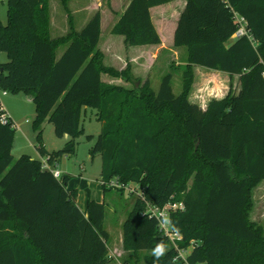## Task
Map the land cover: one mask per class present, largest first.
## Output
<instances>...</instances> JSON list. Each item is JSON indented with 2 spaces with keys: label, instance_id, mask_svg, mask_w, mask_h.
I'll return each instance as SVG.
<instances>
[{
  "label": "trees",
  "instance_id": "1",
  "mask_svg": "<svg viewBox=\"0 0 264 264\" xmlns=\"http://www.w3.org/2000/svg\"><path fill=\"white\" fill-rule=\"evenodd\" d=\"M168 1L129 0L110 32L127 45L159 43L149 9ZM184 5L172 33L173 45L186 53L178 94L170 86L171 72L154 92L147 78L132 76L129 63L121 70L103 65L98 10L79 30L67 17V32L50 37L47 0H6L0 88L30 96L35 148L51 165L74 154L83 130L80 113L95 109L100 129L89 153L100 155L97 185L103 192L111 180L137 188L121 222V248L133 257L123 263L172 264L176 250L144 210L147 204L180 200L183 208L169 215L182 235L177 246H193L189 264H264L263 228L247 212L250 190L264 179V0H185ZM235 13L245 20L247 35L228 43L237 28ZM192 65L237 75L239 87L230 86L202 108L188 98ZM102 73L132 86L106 83ZM44 120L55 136L67 137L61 148L43 147ZM14 127L10 118L0 123V264H106L111 258L103 201L87 199L84 215L75 190L66 186L67 173L55 178L41 168L40 158H14ZM157 244L166 249L164 255L139 258L138 252Z\"/></svg>",
  "mask_w": 264,
  "mask_h": 264
},
{
  "label": "rangeland",
  "instance_id": "2",
  "mask_svg": "<svg viewBox=\"0 0 264 264\" xmlns=\"http://www.w3.org/2000/svg\"><path fill=\"white\" fill-rule=\"evenodd\" d=\"M47 1L50 37H56L57 35L67 32V17L71 19V23L74 24L75 29H80L84 25V22L88 20L94 12L91 7L95 0H64V2L61 0ZM127 1L128 0H99V4L97 5L100 9H103L100 18V35L97 46L104 51V64L112 65L115 69L120 65L109 50L112 51V53L113 51H118L120 47H124V42L121 36L111 33L110 29L116 17L121 13V9L126 7L125 4ZM177 2H179V0H172L169 4H165L164 8H168L170 5L175 6ZM172 16L171 14L167 24H162L153 13L152 21L162 38L165 49L163 52L159 53L152 66L148 69H146L147 67L139 70L135 69L134 73L136 76H139V74L142 75L146 72L144 74L145 76L143 75L144 77L139 76L135 78L140 81L147 78L152 90L156 92L159 88L158 85L161 77L166 72H171L170 86L172 87L173 93L178 94L181 90V67L185 62L186 53L185 47L183 46L174 47L176 50L175 55L172 52L173 45L170 33L173 23ZM0 20L2 23L6 21V0H0ZM231 41L230 38L228 43ZM64 47V45L58 47L56 50L57 56ZM126 47L129 49V52H135L138 48L136 46ZM145 47H152L148 49H153L154 46ZM122 54H126V51H123ZM167 57L174 59L171 60L173 62L170 63ZM0 61H6L5 53L2 51H0ZM192 69L193 83H191L192 86L189 90L188 98L191 101H196L199 105L205 106L209 98L213 97V95H220L221 92L224 91V88H219L220 83L227 84L229 82L234 91L239 87L237 75L231 77L229 80L223 75L221 79L218 78L220 82L214 83L216 78L214 74L217 73L216 71L206 68L202 69L197 65L192 66ZM101 78L106 82H113L118 85H124L125 87L132 86L131 83L124 78H114L108 74H103ZM0 105L5 109L15 126L13 131L14 144L11 155L17 158L20 154H27L31 155V157L38 158L39 154H37L35 148L38 143L35 138L36 131L34 130L32 122L35 107L33 106L30 96H26L20 91L8 92L6 95L0 96ZM79 121L83 130L75 139L74 154L62 155L52 167L56 166L61 173L66 172L69 174V185L76 192L75 201L82 212H85L84 199L86 196L94 200L103 201V228L109 234L106 243L107 248L109 251L112 250V248H117L119 250L116 251V255L113 254V257L109 259L106 264H118L123 263L124 260H132L131 251L122 249L120 245L122 234L121 222L124 220L127 210L134 201L133 198L137 191L136 185L129 183L130 185L126 190H121L119 186L113 185L110 190L105 192L102 191L97 185V179L100 173V155L95 153L92 156L89 153V148L93 145L95 136L100 129V122L95 118V109H83L80 113ZM85 135H92L93 139L89 140ZM40 138L43 147L48 150L61 148L67 140V137L64 135L60 137L55 136L52 123L46 120L41 124ZM249 193V196H251V207L247 211L248 219L258 223L261 228H263L264 234V179L256 183ZM145 254H152V250L138 252L139 258Z\"/></svg>",
  "mask_w": 264,
  "mask_h": 264
},
{
  "label": "crops",
  "instance_id": "3",
  "mask_svg": "<svg viewBox=\"0 0 264 264\" xmlns=\"http://www.w3.org/2000/svg\"><path fill=\"white\" fill-rule=\"evenodd\" d=\"M129 1V0H128ZM128 1H127V3H128ZM170 1H172V0H169L168 2H166V3H162V4H157V5H153L152 7H150V9H149V14H150V19H151V22H153L152 20H153V13L155 14V16H156V18L158 19V21L159 22H161L162 24H167L169 21V18H170V15L172 14L173 16V19H172V21H173V23H172V25H171V31H170V33H171V37H172V33H173V29H174V27H175V24H176V19H177V17H178V15H179V13H180V11L183 9V7L185 6L184 4H185V0H179V2H177L176 4H175V6H173V5H170L168 8H164L165 7V4H169L170 3ZM126 3V4H127ZM99 4V0H95L93 3H92V10H94V12L95 11H100V18H101V16H102V11H103V9H100L97 5ZM125 4V5H126ZM125 8V7H124ZM123 8V9H124ZM123 9H121V11L123 10ZM93 12V13H94ZM92 13V14H93ZM91 14V15H92ZM116 19H117V17H116ZM115 19V20H116ZM87 21V20H86ZM85 21V22H86ZM84 22V23H85ZM153 25L155 26V24H154V22H153ZM155 29H156V31H157V33H158V35H159V32H158V30H157V28H156V26H155ZM77 30H79V29H77ZM122 38V37H121ZM159 38H160V42L159 43H154V44H138V45H127V44H125L124 43V47L122 48V47H120V49L118 50V51H113V53H112V51H110L109 49V52H111V54L115 57V60L116 61H118L119 62V67L118 68H116L117 70H121V69H123V67L126 65V63H129V66H130V71H131V74H132V76L133 77H139V76H143L144 74H139V76H136L135 75V69L136 70H139V69H141V68H144V67H147L146 69H148L150 66H152L153 65V63H155V60H156V58H157V56L159 55V53H161V52H163L164 51V49H165V45L163 44V42H162V38L160 37V35H159ZM234 39V37L232 36L231 37V40H233ZM123 42H124V40H123ZM172 45H173V37H172ZM121 46V45H120ZM126 46H136V47H138L137 48V50L135 51V52H129V49L126 47ZM145 46H154L153 47V49H148V48H152V47H145ZM98 47V46H97ZM174 47H176V46H174L173 45V47H172V52L174 53V55L176 54L175 53V48ZM98 49L101 51V53H102V56H103V59H102V63H103V65H105V66H107V65H109V64H104V58H105V55H104V51H102L99 47H98ZM123 51H126V54H122L123 53ZM167 60H169V62L171 63V62H173V61H171V60H174V59H170V57H167ZM175 62V61H174ZM185 63V62H184ZM174 64H176V63H174ZM109 66H112V65H109ZM192 66H195V65H192ZM112 67H114V66H112ZM115 68V67H114ZM200 68H202V67H200ZM203 68H205V67H203ZM202 68V69H203ZM206 69H209V68H206ZM211 70H213V69H211ZM213 71H216L217 73L216 74H214L215 75V80H214V83H217V82H220V80H218V78L219 79H221L222 77H223V75H225L227 78H228V80L231 78L226 72H223V71H217V70H213ZM205 73H209V72H205ZM104 73H102L101 74V77H102V75H103ZM107 75V74H106ZM109 75V74H108ZM110 76V75H109ZM145 76V75H144ZM143 76V77H144ZM233 76H236V75H233ZM232 76V77H233ZM111 77H113V76H111ZM114 78H118V77H114ZM101 80L102 81H104L102 78H101ZM104 82H106V81H104ZM107 82H109V81H107ZM106 82V83H107ZM109 83H113V82H109ZM193 83V82H192ZM113 84H115V83H113ZM118 85V84H117ZM217 85V84H216ZM122 86V85H121ZM124 86V85H123ZM214 87V86H213ZM224 88V91H222L221 92V94L220 95H213V97L214 98H217V99H219V98H221L226 92H227V90L229 89V87H230V84H229V82L227 83V84H224V83H220V86H219V88ZM202 96V95H201ZM193 102H196V101H193ZM198 104V103H197ZM199 105V104H198ZM199 106H201L202 108H204L205 106H202V105H199ZM9 116V115H8ZM9 118H10V116H9ZM10 120H11V118H10ZM13 144H14V141H13V143H12V147H13ZM11 150H12V148H11ZM48 150V149H47ZM51 150H53V149H51ZM38 154V153H37ZM38 158H40L41 159V157H40V155L38 156ZM64 173H66V172H64ZM63 174V173H62ZM68 174V173H67ZM68 176H69V174H68ZM69 182H70V177H69V179H68V182H67V188L68 189H72V187L69 185ZM87 199H92V198H90V197H88V196H86L85 197V199H84V201H85V212H82L84 215H86V203H87ZM94 200V199H93ZM96 200V199H95ZM97 201H99V200H97ZM76 202V201H75ZM76 204H77V202H76ZM120 245H121V243H120ZM116 251H119L117 248H112V250H110L109 251V253H111V254H115L116 255Z\"/></svg>",
  "mask_w": 264,
  "mask_h": 264
},
{
  "label": "built area",
  "instance_id": "4",
  "mask_svg": "<svg viewBox=\"0 0 264 264\" xmlns=\"http://www.w3.org/2000/svg\"><path fill=\"white\" fill-rule=\"evenodd\" d=\"M234 19L237 21V28L233 32L232 36L238 37L242 35H247L246 34V29H245V20L239 16L238 14H234ZM262 75L264 76V70L262 72ZM8 92L4 89L0 88V96L6 95ZM9 120V116L5 109L0 105V123L5 124ZM13 123V122H12ZM14 125V123H13ZM41 168L43 169H48L51 171L52 175L55 178H59L62 173L60 170L56 168V166L52 167L51 164L47 161V158H41ZM112 187L113 185L119 186L121 189H127L129 185L127 186H122L118 183H116L115 180H111L109 183ZM183 208V203L180 200H175V201H167L166 203L162 205H151L147 204L144 212L146 213L147 216L153 217L156 221V229L161 234L164 236L171 247H173L176 250V254L172 257L171 263L172 264H177L179 262L180 264H189L187 262L186 256L187 254L190 253L192 249V244H189L185 247H179L177 246V241L181 240V233L180 231L175 230L171 226V220H170V213L173 211H176V209H182ZM165 218H167V223H164ZM108 257L112 258L113 254L108 253ZM118 264H127V263H118Z\"/></svg>",
  "mask_w": 264,
  "mask_h": 264
},
{
  "label": "clouds",
  "instance_id": "5",
  "mask_svg": "<svg viewBox=\"0 0 264 264\" xmlns=\"http://www.w3.org/2000/svg\"><path fill=\"white\" fill-rule=\"evenodd\" d=\"M164 223H167V218H165ZM165 250H166V249L164 248V246H162V245H160V244H157V245L152 249V255H153L155 258H159V257H161L162 255H164Z\"/></svg>",
  "mask_w": 264,
  "mask_h": 264
}]
</instances>
